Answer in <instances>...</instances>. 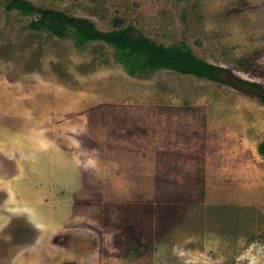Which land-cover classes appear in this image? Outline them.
Returning a JSON list of instances; mask_svg holds the SVG:
<instances>
[{"label":"rangeland","instance_id":"1","mask_svg":"<svg viewBox=\"0 0 264 264\" xmlns=\"http://www.w3.org/2000/svg\"><path fill=\"white\" fill-rule=\"evenodd\" d=\"M27 1L133 26L264 91V0ZM35 17L0 0V264H264L252 88L130 73L110 44Z\"/></svg>","mask_w":264,"mask_h":264},{"label":"trees","instance_id":"2","mask_svg":"<svg viewBox=\"0 0 264 264\" xmlns=\"http://www.w3.org/2000/svg\"><path fill=\"white\" fill-rule=\"evenodd\" d=\"M5 1L7 9H17L23 14H35V20L30 24L34 29L47 30L58 37H63L73 30L79 40L110 44L130 73L168 69L222 83L229 82L225 77H230L238 85L252 88L264 103V91L259 83L240 79L226 67L201 60L192 51L185 50L179 45H164L156 42L138 33L133 26H117L110 30H101L89 19L71 16L53 8H40L27 0ZM258 151L264 156V141L258 146Z\"/></svg>","mask_w":264,"mask_h":264}]
</instances>
